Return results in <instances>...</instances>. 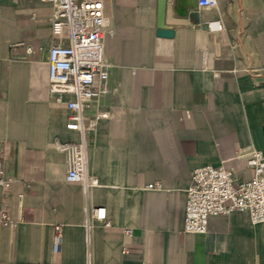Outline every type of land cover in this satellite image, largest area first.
Listing matches in <instances>:
<instances>
[{
	"label": "crops",
	"instance_id": "0c3cea01",
	"mask_svg": "<svg viewBox=\"0 0 264 264\" xmlns=\"http://www.w3.org/2000/svg\"><path fill=\"white\" fill-rule=\"evenodd\" d=\"M104 2L111 91L87 114H111L86 133V190L54 145L78 132L49 91L53 1L0 0V159L14 178L0 184V264H264V222L246 211L184 229L195 167L247 179L246 156L264 152V0Z\"/></svg>",
	"mask_w": 264,
	"mask_h": 264
},
{
	"label": "built area",
	"instance_id": "2783aa9c",
	"mask_svg": "<svg viewBox=\"0 0 264 264\" xmlns=\"http://www.w3.org/2000/svg\"><path fill=\"white\" fill-rule=\"evenodd\" d=\"M52 1L53 42L47 58L49 91L69 110L67 128L78 132L77 138H55L54 145L65 153L66 179L82 182L88 190L91 185L98 183V178L88 173L86 133L100 119L111 114L109 110L87 114L94 103L111 91L104 42L108 17L104 0ZM198 1L201 6L218 3V0ZM246 160L254 169V174L247 179L240 178L234 167L224 163H207L192 170L184 203L186 231L205 232L212 216L230 214L235 210L248 212L256 223L264 222V152L260 149L252 150ZM3 171L0 159V184L8 189L14 178L5 177ZM148 186L157 188L160 183L153 182ZM89 212L91 216L105 220L106 224L109 222L104 206H93ZM2 221L9 226L17 224V220L6 211ZM53 245L55 250H59V233ZM18 264L40 262L21 261Z\"/></svg>",
	"mask_w": 264,
	"mask_h": 264
}]
</instances>
